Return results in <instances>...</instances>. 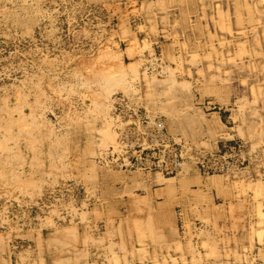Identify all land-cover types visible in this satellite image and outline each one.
Listing matches in <instances>:
<instances>
[{
    "label": "rangeland",
    "instance_id": "1",
    "mask_svg": "<svg viewBox=\"0 0 264 264\" xmlns=\"http://www.w3.org/2000/svg\"><path fill=\"white\" fill-rule=\"evenodd\" d=\"M112 97L121 170L98 158ZM0 129V264H264V0H0Z\"/></svg>",
    "mask_w": 264,
    "mask_h": 264
},
{
    "label": "bare ground",
    "instance_id": "2",
    "mask_svg": "<svg viewBox=\"0 0 264 264\" xmlns=\"http://www.w3.org/2000/svg\"><path fill=\"white\" fill-rule=\"evenodd\" d=\"M142 58H143V57H142ZM140 61H141V60H140ZM142 61H143V60H142ZM132 64H133V63H132ZM132 64L130 63L131 66H132ZM130 65H129V66H130ZM133 65L135 66V64H133ZM138 65H139V64H137L136 66L138 67ZM131 66H130L131 69L135 68V67H133V66H132V67H133V68H132ZM124 67H125V66H124ZM120 69H121V66H120ZM122 69H125V68H122ZM126 69H127V68H126ZM136 69H137V68H135V70H136ZM144 71H146V70H144ZM122 72H124V71L122 70ZM105 73H106V72H105ZM125 73H126V72H125ZM106 74H107V73H106ZM106 74H105V75H106ZM121 74H123V73H121ZM121 74L118 75V76H122ZM101 75H102V74H101ZM107 75H108V74H107ZM110 76H112V73H111ZM116 76H117V75H116ZM123 76H124V75H123ZM105 77H106V76H105ZM102 78H103V77H102ZM106 78H108V76H107ZM110 78H111V77H110ZM116 78H117V77H116ZM122 78H124V77H122ZM122 78H121V79H122ZM111 80H112V79H111ZM104 81H105V80H104ZM108 81H109V80H108ZM115 81H116V80H115ZM117 82H118V81H117ZM120 82L122 83V81H120ZM120 82H119V83H120ZM123 82H124V80H123ZM101 83H102V82H101ZM107 83H108V82H107ZM110 83H112V81H109V84H110ZM125 83H126V80H125ZM127 83H128V82H127ZM127 83H126V84H127ZM103 84H105V82H104ZM103 84H101V87H102ZM109 84H107V85H109ZM117 84H118V83H117ZM117 84H116V85H117ZM126 84L123 83V85H126ZM129 84H130V83H129ZM134 85H135V84H134ZM109 86H110V85H109ZM113 86H115V85L112 84V87H113ZM130 86H131V85H130ZM105 87L107 88L108 86H105ZM110 87H111V86H110ZM112 87H111V89H112ZM131 87H132V86H131ZM103 88H104V87H103ZM106 88H104V89H106ZM114 88H115V87H114ZM127 88H128V86H127ZM133 88H134V87H133ZM129 89H130V88H129ZM101 90H102V88H101ZM107 90H108V89H107ZM107 90H106V91H107ZM130 90H131V89H130ZM103 91H104V90H103ZM133 91H135V90H133ZM104 92H105V91H104ZM107 92H108V91H107ZM107 92H105V93L107 94ZM92 96H94V95H92ZM114 96H115V95H114ZM122 96H123V95H122ZM93 98H94V97H93ZM98 98H99V97H98ZM98 98H96V99H98ZM109 98H110V97H109ZM107 99H108V98H107ZM114 99H115V98L112 97V99L108 100V101H110V102H109V105H110V106H109L108 104H107V105L109 106V108L111 107V112L109 113V115H107V116H108V123H106V124H109V126L111 127V130H112V133H113V134H110L109 132H108V133H105V132H104V137H105V136H106V137H105V139L103 138V140H106V139H107V140H111V139H112V140H111V141H112V144L109 143V144H111V146H110L109 148H107V146H108L109 144H108V145L106 144L107 146L105 145V147H106L107 149H106L105 151H103V150H104V149H103V150H102L103 152L100 153V154L98 153V154H99L98 158H99V160H101V161L105 164L104 166H106V167H108V168H110V169H112V170H114V169H115V170H116V169L121 170V169H120L121 167L118 168L119 166H121V164H120L118 167H115V165H113V163H111L112 161L110 162V159L114 161V159H115L116 157H118V159L121 158L122 154H124V152L126 151V147H127V144H128V140H127V138H129V136L131 135V131H130L128 128H126V129L124 130V127H125V126L122 125L123 122L125 123V122L127 121V120L125 121V113L127 112L126 109H125V111L123 110L125 113H122V112H121L122 114L118 113L117 110H114V109H116V108H113V100H114ZM119 99H120V98H119ZM98 100H99L98 103H100V99H98ZM126 100H128V99H126ZM95 101H96V100H95ZM119 101H120V100H119ZM104 102H105V101H104ZM104 102H103V103H104ZM120 102H121V101H120ZM93 103H94V102H92V104H93ZM98 103H97L96 105L104 106L106 102L104 103V105H103V103H102L101 105L98 104ZM107 103H108V102H107ZM125 103H126V102H125ZM129 103H130V102H129ZM129 103H128V104H129ZM133 103H134V102H133ZM93 105H94V104H93ZM93 105H92V106H93ZM135 105H136V104H135ZM94 106H95V105H94ZM120 106H121V105H120ZM124 106H125V104H124ZM136 107H138V106H136ZM93 108H94V107H93ZM99 108H100V107H99ZM106 108H107V110L109 109L108 107H105V109H106ZM122 108H123V107H122ZM128 108H129V107H128ZM132 108H133V107H132ZM134 108H135V107H134ZM90 109H92V108H90ZM100 109H101V108H100ZM105 109H104V110H105ZM129 109H130V108H129ZM138 109H139V108H138ZM140 109H141V108H140ZM21 110H22V109H21ZM97 110H98V109H97ZM97 110H96V108H95V113H96ZM101 110H103V109H101ZM107 110H106V111H107ZM136 110H137V109H136ZM16 111L20 112V110H16ZM91 111H92V110H91ZM91 111H90V112H91ZM98 111H99V110H98ZM106 111H104V114H105ZM108 111H109V110H108ZM120 111H121V110H120ZM131 111H132V110H131ZM131 111H130V112H131ZM146 111H147V110H146ZM21 112H22V111H21ZM21 112H20V113H21ZM22 113H23V112H22ZM34 113H35V112H34ZM91 113H92V112H91ZM91 113H90V114H91ZM98 113H99V112H98ZM98 113H97V114H98ZM102 113H103V112H102ZM102 113H101V114H102ZM132 113H133V112H132ZM31 114H33V113H31ZM99 114H100V113H99ZM104 114H102V116H104ZM106 114H107V113H106ZM106 114H105V115H106ZM137 114H138V113H137ZM137 114H136V115H137ZM143 114H144V113H143ZM29 115H30V114H29ZM29 115L26 116V117L29 118ZM34 115H36V114H34ZM93 115H94V114H93ZM95 115H96V114H95ZM127 115H128V113H127ZM139 115H140V114H139ZM145 115H146V113H145ZM19 116H21V115L19 114ZM19 116H18V117H19ZM23 116H24V113H23L22 116H21V117H22V120H21V121H24V122H25V120H27V119L25 118V120H24ZM32 116H33V115H32ZM97 116H99V115H97ZM21 117H20V118H21ZM24 117H25V116H24ZM30 117H31V116H30ZM33 117H35V116H33ZM105 117H106V116H105ZM129 117H130V116H129ZM129 117H128V118H129ZM31 118H32V117H31ZM136 118H138V117H136ZM141 118H143V117H141ZM157 118H158V117H157ZM11 119H12V118H11ZM11 119H10V120H11ZM17 119H18V118H17ZM34 119H35V118H34ZM75 119H77V121H78L79 118H75ZM80 119H81V118H80ZM80 119H79V120H80ZM146 119H147V118H146ZM154 119H155V118H154ZM159 119H160V118H159ZM171 119H172V118H171ZM18 120H20V119H18ZM137 120H138V119H137ZM143 120H144V119H143ZM152 120H153V119H152ZM157 120H158V119H157ZM12 121H14V120H12ZM12 121H11V122H12ZM32 121H33V119H32ZM32 121H30V122L32 123ZM34 121H35V120H34ZM34 121H33V122H34ZM77 121H75V122H77ZM83 121H84V118H83ZM133 121H134V120H133ZM133 121H130V122H133ZM146 121H147V120H146ZM146 121H145V124L147 123ZM154 121H155V120H154ZM169 121H170V119L168 120V122H169ZM11 122H10V124L12 125ZM30 122H29V123H30ZM37 122H38V120H37ZM80 122H82V121L80 120ZM84 122H85V121H84ZM137 122H138V121H137ZM140 122H141V120H140ZM162 122H163V119H162ZM168 122H167V124H168ZM15 123H16V121H14V125H18L20 122H18L17 124H15ZM26 123L28 124V121H27ZM103 123H104V122H103ZM141 123H142V122H141ZM143 123H144V122H143ZM154 123H157V122H154ZM8 124H9V123H8ZM8 124L6 123V125H8ZM24 124H25V123H24ZM32 124L34 125L35 122L32 123ZM126 124H129V120H128V123H126ZM134 124H135V123H134ZM6 125H5V126H6ZM33 125L30 124V127L32 128ZM36 125L38 126V123H37ZM36 125H35V126H36ZM89 125H90V124H89ZM120 125H121L122 127H121ZM135 125H136V124H135ZM147 125H148V124H147ZM151 125H152V123H151ZM158 125H159V128H160V124H158ZM158 125H157V126H158ZM161 125L163 126V124H161ZM168 125H170V124H168ZM18 126H19V125H18ZM22 126H23V125H22ZM24 126H25V125H24ZM24 126H23V128H24ZM28 126H29V125H28ZM28 126H25V127H26L25 129H27ZM39 126L41 127V125H39ZM123 126H124V127H123ZM131 126H132V125H131ZM136 126H139V125H136ZM153 126H154V125H153ZM157 126H156V128H158ZM19 127H21V126H19ZM30 127H29V128H30ZM40 127H39V128H40ZM90 127H92V126H90ZM107 127H108V126H107ZM120 127H121V130H119ZM7 128H9V127L7 126ZM17 128H18V127H17ZM21 128H22V127H21ZM29 128H28V129H29ZM31 128H30V129H31ZM132 128H133V127H132ZM137 128H138V127H137ZM137 128H136V129H137ZM140 128H141V127H140ZM143 128H144V127H143ZM164 128H165V127H164ZM167 128H168V127H167ZM169 128H170V126H169ZM144 129H145V128H144ZM152 129H153V128H152ZM0 130H1V129H0ZM9 130H10V128H9ZM21 130H22V129H21ZM92 130H94L93 127H92ZM92 130H90L89 132H91ZM102 130L104 131L105 129H102ZM108 130L110 131L109 128L107 129V131H108ZM118 130H119V131H118ZM132 130H134V129H132ZM137 130H138V129H137ZM146 130H147V129H146ZM146 130H145V131H146ZM149 130H150V129H149ZM11 131H12V130H10V131H8V132H11ZM17 131H18V130H17ZM28 131H29V130H28ZM31 131L34 132V129H32ZM31 131H30V132H31ZM105 131H106V130H105ZM135 131H136V130H135ZM153 131H154V130H153ZM23 132H24V131H23ZM37 132H38V131H37ZM150 132H151V130H150ZM157 132H159V130H157ZM161 132H162V131H161ZM164 132H165V131H164ZM167 132H168V131H167ZM4 133H5V132H4ZM11 133H12V132H11ZM19 133H22V132L19 131ZM38 133H39V132H38ZM92 133H93V131H92ZM92 133H90V134H92ZM94 133H95V132H94ZM132 133H133V132H132ZM153 133H154V132H153ZM6 134H8V133H6ZM9 134H10V133H9ZM17 134H18V132H17ZM17 134H16V135H17ZM25 134H26V133H25ZM25 134H24V135H25ZM105 134H106V135H105ZM134 134H135V133H134ZM136 134H137V133H136ZM162 134H163V133H162ZM3 135H4V134H3ZM16 135H15V136H16ZM20 135H21V134H19V136H17V137H20ZM27 135H28V134H27ZM29 135H30V137H32V138L35 137V136H33L32 134H30V133H29ZM34 135H35V134H34ZM132 135H133V134H132ZM138 135H139V134H138ZM143 135H144V134H143ZM154 135H155V134H154ZM9 136H12V135H9ZM91 136H92V135H90V137H91ZM94 136H95V134H94ZM94 136H92L91 138H93ZM135 136H136V135H135ZM162 136H163V135H162ZM165 136H166V135H165ZM169 136H170V135H169ZM1 137H2V136H1ZM5 137H6V136H5ZM141 137H142V136H141ZM153 137H154V136H153ZM163 137H164V136H163ZM2 138L4 139V137H2ZM2 138H1V139H2ZM7 138H8V137H7ZM10 138L12 139V137H10ZM10 138H9V139H10ZM23 138H24V137H23ZM161 138H162V137H161ZM164 138H166V137H164ZM5 139H6V138H5ZM13 139H14V138H13ZM15 139H16V137H15ZM18 139H20V138H18ZM138 139H139V138H138ZM138 139H137V140H138ZM142 139H143V138H142ZM153 139H154V138H153ZM166 139H167V138H166ZM169 139H170V138H169ZM172 139H173V138H172ZM6 140H7V139H6ZM6 140H5V141H6ZM31 140H32V139H31ZM31 140L29 139V141H28L27 143H29V142H30V143H33V141H34L35 139H33L32 142H31ZM103 140H101L100 143H105V142L107 143V140H106L105 142H102ZM129 140H130V139H129ZM140 140H141V139H140ZM161 140H162V139H161ZM161 140H160V141H161ZM7 141H8V140H7ZM16 141H17V140H16ZM91 141H92V140H91ZM131 141H132V140H131ZM144 141H145V139H144ZM162 141H163V140H162ZM171 141H172V140H171ZM174 141H175V140H174ZM1 142H2V141H1ZM1 142H0V152H1V151L4 152L3 150H4L5 148H7L8 145L5 146V145H4V142H3V143H1ZM9 142H10V141H9ZM11 142H13V140H11ZM25 142H26V141H25ZM137 142H138V141H137ZM137 142H136V143H137ZM140 142H141V141H140ZM146 142H147V141H146ZM146 142H145V143H146ZM150 142H151V141H150ZM155 142H156V140H155ZM13 143H14V142H13ZM30 143H29V144H30ZM35 143H36V142H35ZM130 143H131V142H130ZM147 143H148V142H147ZM177 143H178V142H177ZM6 144H7V143H6ZM16 144H17V142H15V144H13V146H14V149H13V150H14V151H15V145H16ZM89 144H91V143H89ZM131 144H132V143H131ZM131 144H130V145H131ZM140 144H143V143H140ZM149 144H151V143H149ZM156 144H157V143H156ZM159 144H160V143H159ZM170 144H171V146H172V142H171ZM181 144H182V143H181ZM183 144H184V141H183ZM17 145H18V144H17ZM32 145H33V144H32ZM32 145H31V146H32ZM99 145H100V144H99ZM160 145H161V144H160ZM189 145H190V144H189ZM100 146H101V145H100ZM103 146H104V144H103ZM144 146H145V145H144ZM144 146H143V147H144ZM163 146H166V145H163ZM183 146H184V145H183ZM9 147H11V150H12V145H9ZM29 147H30V146H29ZM35 147H36V148L38 147V146H37V143H36V146H35ZM129 147H130V146H129ZM131 147H132V146H131ZM131 147H130V148H131ZM143 147H142V148H143ZM177 147H178V146H177ZM191 147H192V146H191ZM181 148H182V147H181ZM183 148H184V147H183ZM30 149H31V147H30ZM33 149H35V148H34V145H33ZM37 149H38V148H37ZM166 149H167V148H166ZM166 149H165V150H166ZM186 149H187V148H186ZM188 149H189V148H188ZM172 150H173V149H172ZM183 150H184V149H183ZM189 150H190V149H189ZM189 150H186V151H189ZM7 151H8V150H7ZM31 151H32V153H33L35 150H31ZM168 151H169V150H168ZM186 151H185V152H186ZM191 151H192V150H191ZM194 151H195V150H194ZM197 151H198V150H197ZM100 152H101V151H100ZM126 152H127V151H126ZM134 152H135V151H134ZM134 152H133V153H134ZM164 152H165V151H164ZM172 152H173V151H172ZM172 152H171V153H172ZM178 152H180V151H178ZM181 152H182V151H181ZM185 152H184V153H185ZM189 152H190V151H189ZM203 152H204V151H203ZM203 152H202V153H203ZM35 153H36V152H35ZM187 153H188V152H187ZM205 153H206V152H204V154H205ZM8 154H9V153H8ZM138 154H139V153H138ZM167 154H168V153H167ZM182 154H183V153H182ZM182 154H181V156H182ZM3 155H4V154H3ZM10 155H11V154H10ZM13 155H14V153H13ZM17 155H21V154L18 153V154H16V156H17ZM96 155H97V154H96ZM126 155H127V154H126ZM170 155H171V154H170ZM177 155H178V154H177ZM179 155H180V154H179ZM184 155H185V154H184ZM184 155H183V156H184ZM187 155H188V154H187ZM190 155H191V154H190ZM194 155H195V154H194ZM201 155H202V154H201ZM206 155H207V154H206ZM34 156H35V154H34ZM134 156H135V155H134ZM202 156H203V155H202ZM216 156H217V155H215V157H216ZM1 157H4V156H1ZM7 157H8V156H7ZM7 157H5V158H7ZM14 157H15V155H14ZM18 157H19V156H18ZM127 157H129V155H128ZM174 157H175V156H174ZM186 157L188 158V156H186ZM189 157H191V156H189ZM205 157H207V156H205ZM209 157H210V156H209ZM213 157H214V156H213ZM5 158H4V159H5ZM22 158H24V157H22ZM22 158H21V159H22ZM139 158H140V157H139ZM162 158H163V156H162ZM172 158H173V157H172ZM184 158H185V157H184ZM201 158H202V157H201ZM4 159L2 158L3 161H4ZM11 159H12V158H11ZM124 159H125V158H124ZM127 159H128V158H127ZM145 159H146V158H145ZM145 159H144V160H145ZM170 159H171V158H170ZM173 159H174V158H173ZM193 159L196 160V157H192V160H193ZM205 159H206V158H205ZM7 160H8V159H5V162H6ZM12 160H14V159H12ZM61 160H62V159H60V161H61ZM95 160H96V159H95ZM95 160H94V161H95ZM137 160H138V159H137ZM141 160H142V159H141ZM163 160H165V159L163 158ZM175 160H176V159H175ZM187 160H189V159H187ZM197 160H199V159H197ZM209 160H210V159H209ZM89 161H90V160H89ZM94 161H93L92 163H94ZM97 161H98V160H97ZM124 161H125V160H124ZM124 161H123V162H124ZM176 161H177V160H176ZM189 161H191V159H190ZM193 161H194V160H193ZM193 161H192V163H193ZM211 161H212V160H211ZM213 161H214V160H213ZM216 161H217V160H216ZM18 162H19V161H18ZM90 162H91V161H90ZM118 162H119V160H118ZM126 162H127V163H125V164H128L129 161H126ZM139 162H140V161H139ZM139 162H138V163H139ZM179 162H180V161H179ZM186 162H187V161H186ZM0 163H1V162H0ZM3 163H4V162H3ZM14 163H15V162H14ZM92 163H91V164H92ZM100 163H101V162H100ZM119 163H120V162H119ZM146 163H147V165L149 164L147 160H146ZM165 163H166V162H165ZM180 163H181V162H180ZM16 164H17V162H16ZM31 164H32V163L30 162L29 165H31ZM62 164H63V163H62ZM62 164H61V165H62ZM129 164H130V163H129ZM129 164H128V165H129ZM144 164H145V163H144ZM160 164H161V163H160ZM170 164H171V163H170ZM172 164H173V163H172ZM187 164H188V162H187ZM194 164H195V163H194ZM194 164H193V166H194ZM204 164H205V162H204ZM206 164H207V162H206ZM217 164H218V163H217ZM219 164H220V163H219ZM6 165H7V164H6ZM19 165H20V164H19ZM29 165H28V166H29ZM32 165H34V164H32ZM64 165H65V164H64ZM87 165H89L88 162H87ZM95 165H96V164H95ZM95 165H93L92 167L94 168ZM117 165H118V163H117ZM152 165H153V164H151V166H152ZM181 165H182V164H181ZM211 165H212V163L210 164V166H211ZM220 165H221V164H220ZM8 166H10L9 163H8ZM14 166H16V165H14ZM62 166H63V165H62ZM65 166H66V165H65ZM65 166H63V168H64ZM98 166H99V165H98ZM133 166H134V165H133ZM145 166H146V165H145ZM153 166H154V165H153ZM174 166H175V165H174ZM179 166H180V165H179ZM202 166H204V165H202ZM205 166H206V165H205ZM3 167H4V165H3ZM19 167H21V165H20ZM31 167H33V166H31ZM60 167H61V166H60ZM60 167H59V168H60ZM89 167H90L91 169H93L90 165H89ZM100 167H101V166H100ZM127 167H128V166H127ZM138 167H140V165H139ZM149 167H150V166H149ZM162 167H164V166H162ZM180 167H181V166H180ZM188 167H190V166H188ZM188 167H187V169H188ZM194 167H195V166H194ZM196 167H197V166H196ZM206 167H207V166H206ZM214 167H215V166H214ZM220 167H221V166H220ZM229 167H230V165H229ZM233 167H234V166H233ZM16 168H17V167H16ZM103 168H104V167H103ZM132 168H133V167H132ZM158 168H159V166H158ZM160 168H161V167H160ZM170 168H171V167H170ZM202 168H203V167H202ZM19 169H20V168H19ZM55 169H58V168H55ZM80 169H82V168H80ZM87 169H88V168H87ZM122 169H123V168H122ZM134 169H135V168H134ZM137 169H138V168H137ZM162 169H163V168H162ZM162 169H161V170H162ZM168 169H169V168H168ZM182 169L185 170V168H182ZM213 169H214V168H213ZM226 169H228V168H226ZM230 169H231V168H230ZM232 169H233V168H232ZM4 170H5V169H4ZM11 170H12V169H11ZM32 170H33V169H32ZM77 170H78V169H77ZM125 170H126V169H125ZM150 170H151L150 172H147V171H146V172H147V173H153V172H154V171H152L153 169L150 168ZM157 170H158V169H157ZM173 170H174V169H173ZM203 170H204V169H203ZM1 171H2V169H1ZM17 171L19 172L18 169H17ZM17 171H16V172H17ZM22 171H23V170H22ZM78 171H79V170H78ZM83 171H84V169H83ZM86 171H87V170H86ZM89 171H90V169H89ZM89 171H88L87 173H89ZM130 171H131V168H130V170H128V172H130ZM139 171H140V173H141V172L146 173V172H145L143 169H141V168L139 169ZM148 171H149V170H148ZM177 171H178V170H177ZM187 171H188V170H187ZM187 171H184V172L187 173V176H188L189 174H188ZM232 171H233V170H232ZM11 172H12V171H11ZM11 172H10L9 174H11V176H12V173H13V172H12V173H11ZM30 172H31V171H30ZM80 172H81V171H79L78 174H80ZM84 172H85V171H84ZM84 172H83L82 175L85 174ZM136 172H138V171H136ZM160 172H161V171H157V173H158L157 176H158V177H159V173H160ZM163 172H164V171H163ZM206 172H207V171H206ZM215 172H216V171H215ZM225 172H227V171H225ZM2 173H3V176H4L5 173H4L3 171L1 172V174H2ZM7 173H8V172H7ZM20 173H21V171H20ZM91 173H93V172H91ZM94 173H95V172H94ZM107 173H108V172H107ZM161 173H162V172H161ZM182 173H183V172H182ZM210 173H211V172H210ZM223 173H224V172H223ZM15 174H16V173H15ZM44 174H49V173H44ZM50 174H51V173H50ZM112 174H113V173H112ZM114 174H115V173H114ZM114 174H113V176H114ZM178 174H179V173H178ZM80 175H81V174H80ZM80 175H79V176H80ZM82 175H81V176H82ZM103 175H104V174H103ZM105 175H107V174H105ZM153 175H154V174H153ZM181 175H182V174H181ZM185 175H186V174H184V176H185ZM206 175H207V174H206ZM206 175H205V176H206ZM1 176H2V175H1ZM1 176H0V177H1ZM7 176H8V174H6V177H7ZM14 176H15V175H14ZM16 176H17V175H16ZM47 176H48V175H46V177H47ZM77 176H78V175H77ZM84 176H85V175H84ZM110 176H111V173H110ZM113 176H112L111 178H117L118 175L116 174V176H114V177H113ZM133 176H134V175H133ZM184 176H183V177H184ZM187 176H185V177H187ZM195 176H196V175H195ZM207 176H208V175H207ZM17 177H18V176H17ZM17 177H16V178H17ZM82 177H83V176H82ZM92 177H94V176H92ZM119 177H120V176H119ZM153 177H154V176H153ZM178 177H179V176H178ZM191 177H192V176H191ZM191 177H190V179H191ZM108 178H109V177H108ZM122 178H123V177L121 176V179H122ZM124 178H125V177H124ZM132 178H133V177H132ZM143 178H144V177H143ZM149 178H150V177H149ZM159 178H161V177H159ZM180 178L184 180V178H182L181 176H180ZM187 178H188V177H187ZM223 178H224V177H223ZM2 179H3V178H2ZM11 179H12V177H11ZM23 179H24V178H23ZM88 179H89V178H88ZM92 179H93V178H92ZM103 179H104V178H103ZM121 179L118 178V180H121ZM139 179H140V178H139ZM144 179H146V178H144ZM147 179H148V178H147ZM157 179H158V178H157ZM163 179H164V178H163ZM169 179H170V178H169ZM169 179H164V180H169ZM173 179H174V178H173ZM192 179H193V178H192ZM24 180H25V179H24ZM28 180H29V179H28ZM90 180H91V179H90ZM94 180H95V179H94ZM113 180H116V179H113ZM128 180H129V179H128ZM133 180H134V179H133ZM150 180H151V179H150ZM164 180H163V181H164ZM194 180H195V179H194ZM217 180H218V179L216 178V182H217ZM223 180H224V179H223ZM21 181H23V180L21 179ZM29 181H30V180H29ZM31 181L33 182V180H31ZM36 181H37V180H36ZM116 181H117V180H116ZM143 181L145 182V180H143ZM151 181H152V180H151ZM160 181H161V180L159 179L158 183H160ZM163 181H162V183H164ZM170 181H171V180H170ZM190 181H191V180L188 179V182H190ZM32 182H29V183H32ZM93 182H95V181H93ZM111 182H112V181H111ZM111 182H110V183H111ZM149 182H150V181H149ZM152 182H153V181H152ZM154 182H156V181L154 180ZM167 182H168V181H167ZM182 182H183V181H181V183H182ZM184 182H187V179H185ZM209 182H210V181H209ZM222 182H223V181H222ZM222 182H219V181H218L217 183H222ZM22 183H23V182H21L20 184H22ZM35 183H36V182H35ZM41 183H42V182H41ZM106 183H107V182H106ZM137 183H138V182H137ZM139 183H140V182H139ZM146 183H147V182H146ZM146 183H145V185H146ZM168 183H169V182H168ZM168 183H167V184H168ZM190 183L193 184L192 181H191ZM213 183H214V182H213ZM17 184H19V183H17ZM27 184H28V183H27ZM27 184H26V186L30 187V185H29V184L27 185ZM165 184H166V182H165ZM165 184H164V185H165ZM167 184H166V185H167ZM182 184H183V183H182ZM195 184H196V183H195ZM204 184H205V183H204ZM211 184H212V183H211ZM223 184H225V183H223ZM5 185H6V184H5ZM39 185H40V184H39ZM140 185H141V184H140ZM143 185H144V184H143ZM207 185H208V184H207ZM226 185H227V184H226ZM226 185H225V189H226L227 187H229V186L226 187ZM9 186H10V185H9ZM23 186H24V185H23ZM31 186H32V185H31ZM107 186H108V184H107ZM137 186H138V185H137ZM151 186H152V185H151ZM167 186H168V185H167ZM179 186H180V188H182V189L184 188V186H183V187H181V185H179ZM213 186H214V185H213ZM221 186H222V184H221ZM21 187H22V185H21ZM21 187H20L19 189H22ZM28 187H27V188H28ZM35 187H36V186H35ZM144 187H146V186H144ZM186 187H187V186H186ZM218 187H219V185H218ZM23 188H24V187H23ZM25 188H26V187H25ZM180 188H179V189H180ZM187 188H188V187H187ZM187 188H185V189H187ZM205 188H207V187H205ZM223 188H224V187H222V190H223ZM229 188H230V187H229ZM14 189H15V187H14ZM17 189H18V187H17ZM19 189H18V190H19ZM129 189H130V188H129ZM131 189H132V188H131ZM182 189H181V190H182ZM218 189H219V188H218ZM227 189H228V188H227ZM230 189H231V188H230ZM230 189H228V190H230ZM236 189H237V188H236ZM22 190H23V189H22ZM24 190L26 191V189H24ZM24 190H23V191H24ZM33 190H34V188H33ZM162 191H163V190H162ZM176 191H177V190H176ZM223 191H224V190H223ZM231 191H232V190H231ZM234 191H235V190H234ZM184 192H186V191H184ZM226 192H227V191H226ZM236 192H238V191H236ZM240 192H241V190H240ZM175 193H176V192H175ZM199 193H200V192H199ZM223 193H224V192H223ZM131 194H133V193H131ZM134 194H135V193H134ZM227 194H228V193H227ZM232 194H233V193H232ZM238 194H239V193H238ZM147 195H148V194L146 193V195H145V199H146V196H147ZM189 195L192 196L191 194H189ZM189 195H188V196H189ZM203 195H204V194H203ZM203 195H202V196H203ZM223 195H224V194H223ZM233 195H234V194H233ZM173 196H175V195H173ZM173 196H172V197H173ZM169 197H170V196H169ZM172 197H171V198H172ZM196 197H197V196H195V198H196ZM200 197H201V196H200ZM203 197H204V196H203ZM203 197H202V198H203ZM15 198H16V197H15ZM149 198H150V196H149ZM173 198H175V197H173ZM187 198H188V197H187ZM193 198H194V197H193ZM198 198H199V197H198ZM205 198H206V197H205ZM143 199H144V197H143ZM177 199H179V198L177 197L175 200H177ZM199 199H200V198H199ZM199 199H198V200H199ZM149 200H151V199H149ZM165 200H166V199H165ZM171 200H174V199H171ZM180 200L182 201V199H179L178 201H175V202H176V203H177V202H180ZM183 200H184V199H183ZM186 200H188V199H186ZM194 200H195V199H194ZM194 200H193V201H194ZM196 200H197V198H196ZM203 200H206V199H203ZM208 200H209V198H208ZM141 201H142V200H141ZM145 201H146V200H145ZM147 201H148V197H147ZM168 201H169V200H168ZM201 201H202V200H201ZM201 201L199 200V202H201ZM170 202H171V201H170ZM173 202H174V201H173ZM182 202H183V201H182ZM185 202H186L187 204H186ZM188 202H190V201H188ZM188 202H187V201H184V203L189 207V205H188L189 203H188ZM191 202H192V201H191ZM202 202H203V201H202ZM206 202H207V200H206ZM167 203H168V202H167V200H166V203H165V204H166V205H165L166 208H167V205L169 204V203H168V204H167ZM171 203H172V202H171ZM171 203H170V204H171ZM141 204H142V203H141ZM173 204H175V203H173ZM182 204H183V203H182ZM190 204H191V203H190ZM209 204H210V203H209ZM143 205H144V204H143ZM149 205H151V203H150ZM171 205H172V204H171ZM211 205H212V204H211ZM165 206L162 205V207H165ZM168 206H169V205H168ZM172 206H173V205H172ZM191 206H192V205H191ZM208 206H209V205H208ZM208 206H207V207H208ZM143 207H144V206H143ZM143 207H142V208H143ZM150 207H151V206H150ZM150 207H149V208H150ZM160 207H161V205H160ZM212 207H213V205H212ZM142 208H141V209H142ZM191 208H192V207H191ZM209 208H210V210H211V207H210V206H209ZM144 209H145V208H144ZM159 209H160V208H158V210H159ZM170 209H171V208H170ZM188 209H190V208H188ZM213 209H214V207H213ZM213 209H212V211H213ZM216 209H217V208H215V210H216ZM72 210H73V209H72ZM167 210H168V209H167ZM167 210H166V211H167ZM185 210H186V208H185ZM204 210H205V208H204ZM207 210H208V209H206L205 212H209V211H207ZM215 210H214V211H215ZM73 211H74V210H73ZM75 211H76V210H75ZM137 211H141V212H142V210H137ZM147 211H148V210H147ZM150 211H152V209H151ZM154 211H155V210H154ZM166 211H165V212H166ZM198 211H199V210H198ZM198 211H197V212H198ZM201 211H202V210H201ZM217 211H219V210H217ZM157 212H158V211H157ZM161 212H162V211H161ZM163 212H164V211H163ZM171 212H172V210H171ZM189 212H191V211L189 210ZM215 212H216V211H215ZM151 213H152V212H151ZM159 213H160V212H159ZM168 213H169V211L167 212V214H168ZM218 213H219V212H218ZM76 214H77V212H76ZM85 214H86V213H85ZM85 214H84V215H85ZM149 214H150V213H149ZM154 214H155V213H154ZM161 214L163 215V213H161ZM164 214H165V213H164ZM173 214H174V213H173ZM173 214H172V215H173ZM205 214H207V213H205ZM208 214L210 215V212H209ZM215 214H216V213H215ZM150 215L152 216V214H150ZM153 216H154V215H153ZM153 216H152V217H153ZM155 216H157V213L155 214ZM155 216H154V217H155ZM163 216H165V215H163ZM167 216H168V215H167ZM82 217H85V216L82 215ZM146 217H147V216H146ZM149 217H150V216H149ZM157 217H158V216H157ZM157 217H156V218H157ZM159 217H160V216H159ZM211 217L215 218V217L212 216V215H211ZM169 218H170V216H169ZM81 219H82V218H81ZM148 219H149V218H148ZM151 219H152V218H151ZM160 219H161V218H160ZM157 220H158V219H157ZM184 220H186V219H184ZM143 221H144V220H143ZM162 221H163V220H162ZM208 221H209V220H208ZM72 222H73V221H72ZM144 222L146 223V221H144ZM148 222H150V221H147V223H148ZM156 222H157V221H156ZM159 222H160V221H159ZM167 222H168V221H167ZM135 223H136V222H135ZM151 223L155 224L154 221L151 222ZM161 223H162V222H161ZM165 223H166V222H165ZM206 223H207V221H206ZM153 224H152V225H153ZM185 224H186V223H185ZM208 224H209V222H208ZM73 225H74V224H73ZM145 225H146V224H145ZM145 225H144V226H145ZM149 225H150V224H149ZM158 225H159V224H158ZM187 225H188V223H187ZM137 226H139V228L142 227V225H140V224H137ZM74 227H76V226H73L72 229H71V228H69V229L67 228L66 230H67V231H69V230H70V231H71V230L73 231V229H74V230L76 229V228H74ZM153 227H154V226H153ZM168 227H169V226H168ZM175 227H176V226H175ZM77 228H78V227H77ZM139 228H138V232H139V230H142V229H139ZM142 228H144V227H142ZM147 228H148V227H147ZM147 228H146V229H147ZM151 228H152V226H151ZM151 228L149 227V228H148L149 230H148V229H147V230L153 232V231H154V228H153V230H152ZM135 229H137V227H135ZM176 229H177V227L175 228V230H176ZM76 230H77V229H76ZM254 230H255V229H254ZM148 231H146V232L148 233ZM201 231H202V230H201ZM64 232H65V230L63 231V233H64ZM136 232H137V230H136ZM146 232H145V233H146ZM60 233H61V232L59 231V233H58L57 235H60ZM63 233H61V235H63ZM72 233H73L74 235H75V233H76L75 236L78 237V235H77L78 231L75 232V233H74V231H73ZM140 233H141V231H140ZM149 233H150V232H149ZM154 233H155V232H154ZM65 234H66V235H67V234H70V232H67V233L65 232ZM80 234H81V233H80ZM141 234H143V233H141ZM141 234H140V235H141ZM152 234H153V233H152ZM55 235H56V234H55ZM57 235H56V236H57ZM66 235H65V236H62V237H65V238H66V237H68V236H72V234H70V235H68V236H66ZM86 235H87V234H86ZM86 235H85V236H86ZM88 235H89V234H88ZM140 235H139V236H140ZM148 235H149V234H148ZM148 235H146V236H148ZM153 235H155V234H153ZM177 235H178V233H177ZM56 236H53L54 239H55ZM85 236H84V237H85ZM89 236H90V235H89ZM141 236H143V235H141ZM149 236H150V235H149ZM151 236H152V235H151ZM164 236H165V235H164ZM51 237H52V236H51ZM51 237H50V239H51ZM53 237H52V238H53ZM57 237H58V236H57ZM57 237H56V239H59V241H60V236H59V238H57ZM72 237H73V236H72ZM72 237H71V238H72ZM153 237H155V236H153ZM162 237H163V235H162ZM47 238H48V237H47ZM47 238H46V239H47ZM68 238H70V237H68ZM71 238H70V239H71ZM78 238H79V237H78ZM80 238H81V237H80ZM82 238H83V237H82ZM89 238H92V237L90 236ZM158 238H159V237H158ZM56 239H55V241H56ZM70 239H69V241H71L72 243H74V242L72 241V240H74V239H72V240H70ZM87 239H88V237H87ZM154 239H155V238H154ZM47 240H48V239H47ZM52 240H53V239H52ZM52 240H51V241H52ZM62 240H63L65 243H66V241H68L67 239H66V241H65L64 239H62ZM75 240H76V238H75ZM77 240H78V239H77ZM77 240H76V241H77ZM80 240H81V239H80ZM90 240H91V241H94V238H93V240H92V239H90ZM162 240H163V239H162ZM41 241H44V240H41ZM49 241H50V240H49ZM53 241H54V240H53ZM55 241H54V242H55ZM59 241H58V242H59ZM88 241H89V240L86 241V239H85V242H86V243H87ZM91 241H90V242H91ZM156 241H157V240H156ZM44 242H45V241H44ZM58 242H56L57 245L60 244V242H59V243H58ZM61 242H62V241H61ZM64 242H63V243H64ZM78 242H79V240H78ZM78 242H76V244H77ZM46 243H47V242H45V244H46ZM65 243H64V244H65ZM69 243H70V242H69ZM80 243H81V242H80ZM80 243H79V244H80ZM40 244H41V243H40ZM51 244H52V243H51ZM51 244H46V245L49 246V245H51ZM54 244H55V243H54ZM70 244H71V243H70ZM70 244H69V245H70ZM81 244H82V243H81ZM62 245H63V244H62ZM62 245H61V247H62ZM110 245H111V244H110ZM40 246H41V245H40ZM44 246H45V245H44ZM44 246H43V247H44ZM65 246H66V245H65ZM65 246H64V247H65ZM78 246H79V245H78ZM0 247H1V245H0ZM64 247H62V249L60 248V249H61L60 251L58 250L59 255L62 254L61 251L63 250ZM67 247H68V246H67ZM72 247H73V246H72ZM83 247H84V245H83ZM1 248L3 249V247H1ZM54 248H56V247L54 246ZM170 248H171V247H170ZM2 249H1V250H2ZM42 249H43V248H42ZM42 249H41L40 251H42ZM46 249H47V247H46ZM49 249H50V248H49ZM78 249H79V248H77V250H78ZM86 249H87V248H86ZM43 250H44V249H43ZM74 250H75V249H74ZM74 250H73V251H74ZM80 250H82V249H80ZM46 251H47V250H46ZM78 251H79V250H78ZM83 251H84V250H83ZM85 251H86V250H85ZM88 251H89V250H88ZM44 252H45V251H44ZM60 252H61V254H60ZM63 252H64V251H63ZM76 252H77V251H76ZM79 252H80V251H79ZM39 253H40V252H39ZM39 253H38V254H39ZM52 253H54V252H51V254H52ZM81 253H82V252H81ZM81 253H79L80 256L82 255ZM87 253H88V252H87ZM46 254H48V253L46 252ZM46 254H43V255H46ZM56 254H57V253H56ZM69 254H71V253L69 252ZM79 254H78V255H79ZM194 254H195V252H194ZM41 255H42V254H41ZM49 255H50V254H49ZM76 255H77V254H76ZM76 255L74 256L75 258H76ZM86 255H87V254H86ZM90 255H91V254H90ZM1 256H2V255H1ZM39 256H40V255H39ZM61 256H62V255H61ZM72 256H73V254H72ZM82 256H83V255H82ZM84 256H85V255H84ZM140 256H141V255H140ZM68 257H70V256H68ZM78 257H79V256H78ZM78 257H77V258H78ZM108 257H109V256H108ZM108 257H107V258H108ZM111 257H112V256H111ZM38 258H39V257H38ZM41 258L43 259V257H41ZM75 258H73V259H75ZM82 258H83V257H82ZM113 258H114V257H112V259H113ZM2 259H3V258H2ZM42 259L39 258V260H42ZM48 259H49V258H48ZM58 259H60V258H58ZM80 259H81V258H79V260H80ZM114 259H115V260H116V259L118 260L117 257L114 258ZM3 260H4V259H3ZM61 260H62V258H61ZM61 260H60V261H56V262H58L57 264H59V262H61ZM66 260H67V259H65V261H66ZM76 260H77V259H76ZM93 260H95V259H93ZM108 260H109V259H108ZM69 261L72 263V261H71L70 259H69ZM69 261H66V264H67V262H68V264H69ZM109 261H110V260H109ZM1 262H2V261H1ZM34 262H35V260H34ZM39 262H41V263L43 262V263H44L43 260H42V261H39ZM51 262H52V261H51ZM75 262H77L76 264H79V263H80L79 261H75ZM78 262H79V263H78ZM92 262H93V261H92ZM94 262H95V261H94ZM126 262H127V261H126ZM35 263H36V262H35ZM35 263H34V264H35ZM41 263H40V264H41ZM43 263H42V264H43ZM63 263H64V262H63ZM71 263H70V264H71ZM3 264H4V262H3ZM5 264H6V262H5ZM31 264H32V263H31ZM54 264H55V263H54ZM60 264H61V263H60ZM64 264H65V263H64Z\"/></svg>",
    "mask_w": 264,
    "mask_h": 264
}]
</instances>
